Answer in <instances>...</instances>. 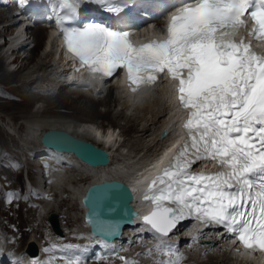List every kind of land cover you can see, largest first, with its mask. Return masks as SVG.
Wrapping results in <instances>:
<instances>
[{
  "label": "snow or ice",
  "instance_id": "1",
  "mask_svg": "<svg viewBox=\"0 0 264 264\" xmlns=\"http://www.w3.org/2000/svg\"><path fill=\"white\" fill-rule=\"evenodd\" d=\"M61 2L72 6L71 0ZM95 2L120 10L111 0ZM237 33L264 42V0H185L162 39L138 45L129 33L99 24L64 37L68 52L93 79L124 68L132 92L153 85L165 71L174 82L179 107L187 113L184 136L147 185L143 199L153 210L143 222L166 237L194 217L224 227L245 252H264V55ZM198 162L215 163L216 170L194 172ZM102 230L111 234L114 228ZM68 264H79V258Z\"/></svg>",
  "mask_w": 264,
  "mask_h": 264
},
{
  "label": "rangeland",
  "instance_id": "2",
  "mask_svg": "<svg viewBox=\"0 0 264 264\" xmlns=\"http://www.w3.org/2000/svg\"><path fill=\"white\" fill-rule=\"evenodd\" d=\"M2 7L8 8L6 5H1ZM33 27L28 28L29 33L32 30ZM2 29L0 24V30ZM32 32L30 33V36L28 37V43L24 46H21L20 49H18L16 52H14V58L11 60L10 58L5 59V56L7 53L2 52L1 46H0V73L4 74H11L13 71L12 78L9 81L0 79V84L6 86L7 92H9V96H4L0 94V146H8L9 150H12V157L17 160L21 161V157H24V147H36V145H39L38 143V134L41 132L34 131V128L42 127V128H48L52 126L53 124L55 126H73L74 124H80L78 117H83V115H80V111L77 110L76 107H68L66 105H63L61 102H59V97H56V94L59 91H67L68 93H71L73 96H81L82 94H76L74 91L67 90V86H59L54 90L53 92L44 91L43 93H46L48 95V98H36V100L33 101V103L29 104L25 100L26 94L29 93H36L38 89V85L41 81L49 82V86L55 89V82L58 85L59 81L56 80L57 72L54 69V61L49 60V53L47 49H42V42L39 43L35 38H32ZM14 38V34H11L10 36H7V41L4 43L7 45L12 39ZM44 38V36H43ZM43 38L41 40H43ZM24 53V54H23ZM30 59H26L27 56H31ZM18 55V56H17ZM20 58V59H19ZM15 60V61H14ZM14 61V62H12ZM23 61V62H22ZM20 62V63H19ZM21 68L19 69L20 64H23ZM2 68V69H1ZM18 69V71H16ZM31 80V82H29ZM52 84V85H51ZM25 90H24V89ZM11 92H10V91ZM79 92V91H77ZM107 91L103 90L101 93L98 94V98H102ZM39 94V93H37ZM111 94L108 92L107 96L101 100L109 99ZM115 94V96H114ZM15 95V97L13 96ZM158 97V94H153ZM114 96V97H113ZM95 97V98H96ZM112 97L110 99L111 105H112V111L110 115L114 116V125L110 126L109 130H113V136L117 137V140L119 139L121 143L119 144V150L118 147L114 149V156L118 157L121 156L120 152H123L124 155L127 154L128 157H131L132 155L137 154L135 157L131 158L133 160L137 159L140 155L141 157L149 156L150 152H156L159 148V146L162 143L163 139L157 138V132L158 128L160 126L159 122L158 124H151V120L155 118V115L159 116V119L163 120V117L165 118V108L163 101L157 102L156 98L152 97L151 99L148 98L145 100V98L141 101L145 102L142 104H138L137 107H133L132 109H127L124 107L126 104L124 97L119 93L117 90L112 91ZM151 97V96H150ZM113 99V100H112ZM150 99V100H149ZM158 99V98H157ZM82 101H88L89 102H95L97 103V108L100 112H103L107 109V106H104L102 102H99V99H94L88 95H82L81 96ZM113 101V102H112ZM125 103V105H124ZM154 103V104H153ZM136 106V105H135ZM141 106V107H140ZM48 109V112H42L45 109ZM123 110L120 112V109ZM159 108L158 112L155 113L156 109ZM161 110V111H160ZM150 111V112H149ZM80 115V116H79ZM31 116V117H30ZM151 116V118H150ZM160 120V122H162ZM27 121H33L35 124L33 127L31 126L29 128V135L26 136L23 133V124ZM98 121H104L106 122L107 119L102 117H99L96 119L95 122H93L92 125L95 127L97 126ZM83 124V123H82ZM81 124V126H82ZM101 125H108V124H101ZM144 126H149V130L145 132L144 134H140L139 131ZM86 127V125H85ZM122 149V150H121ZM1 153V148H0ZM139 154V155H138ZM146 154V155H145ZM143 156V157H144ZM128 159H126L127 161ZM22 161L25 163L19 165L17 168L12 169L10 167L11 174L16 172L12 175V179L15 178L16 180H21V187H23V179L26 178L29 179L32 182V172H31V163H28L26 158H24ZM47 160L42 161L39 164H36L37 166V182L38 187L43 190L42 184L39 185L42 179V167L44 170H49L46 166ZM130 162V161H129ZM74 164V163H73ZM49 165V164H47ZM75 165V164H74ZM76 164L75 166L81 170L76 171L74 167H65L62 170V176L63 174H66L65 177L69 178L67 181L70 182L71 187L74 186L75 181L79 180V177L81 176H89L90 173L85 171L84 167L82 165ZM53 166V164L51 165ZM50 168V167H49ZM24 169H27L25 172ZM36 173V170H35ZM49 175L51 174L50 171H46ZM70 175V177H69ZM36 178V176H35ZM51 179V178H49ZM74 179V180H73ZM66 180H62L59 182V185L54 184L51 185V189L54 190V197L51 202L47 203V210L48 212H55L58 216L59 214H63L67 218V225H73V226H81V220H80V209L77 205V197L76 194L72 193V188H69L68 184L66 185ZM66 181V182H65ZM80 181V180H79ZM62 185H61V184ZM46 184V183H45ZM80 185V189L82 191V183H78ZM45 187V185H43ZM67 188V189H66ZM71 191V192H70ZM29 194V198L31 197L30 192H27ZM13 194H17V190L13 189ZM68 194V195H67ZM70 196V197H69ZM3 197V191H2V185L0 184V199ZM27 200L29 202V205L31 206V210L23 208L20 206L18 208L17 216L11 217L10 215H7V212H1L0 215V227L5 231L6 233V243L8 245L15 246L17 249L20 248L24 241L28 237H41V231L43 230L46 220H45V212L39 211L42 210L41 204L44 206L45 203L39 204V210H34L32 205L30 204V201L27 197ZM8 207V204L6 203L5 208ZM45 208V206L43 207ZM47 212V213H48ZM46 213V214H47ZM67 213V214H66ZM3 217V218H2ZM69 217V221H68ZM2 218V219H1ZM59 218V216H58ZM20 219V221L25 224H30V227L26 232L21 233H15L16 237L12 234L10 231V225H14V227H18L16 220ZM60 220V219H59ZM65 220V219H64ZM72 220V221H71ZM76 220V221H75ZM14 221V222H13ZM80 224V225H79ZM5 226V227H4ZM31 226H34L31 228ZM14 244V245H13ZM133 246V249L136 247H139L142 249L141 244L136 242ZM193 256L196 255V252L192 254ZM138 256H143V254L139 253ZM149 260V258H148ZM199 264H249L244 259L240 258H234V256H231L230 254L219 251L218 253H215L213 251L210 254H206L204 256H201L198 260ZM87 264H92L88 262Z\"/></svg>",
  "mask_w": 264,
  "mask_h": 264
},
{
  "label": "bare ground",
  "instance_id": "3",
  "mask_svg": "<svg viewBox=\"0 0 264 264\" xmlns=\"http://www.w3.org/2000/svg\"><path fill=\"white\" fill-rule=\"evenodd\" d=\"M24 1L29 6H30V4L35 6L41 0H24ZM50 8L51 9H49L48 14L50 16H52L53 18L57 17L58 16V13H57L58 10H56V8L52 5V2L50 4ZM6 12H9V13H6ZM14 16H15V13L10 12V10L8 8H6V7H1L0 8V22L5 21L1 25L2 29L0 30V37L4 36V34H8L9 35V34H11L13 32L14 27L16 26V22H15V17ZM32 30H33L32 34H31L32 38H35L39 43H41L43 41L41 39L43 38V36L45 35V32H46V29H45L44 25H40V24L34 25ZM28 31H29V29H28ZM31 31H30V33H31ZM48 34H49V37L52 36L54 34V29L53 28H49L48 29ZM19 35H22V31L20 32ZM27 43L28 42H26L24 45H26ZM54 47L55 46L51 45L49 47V49L47 50L48 53H49V58L48 59L54 61L53 62L54 63V69L58 72V75L67 74L68 76L74 77V78H71V79H73V80H71L72 82H77V83H80V84H84V87H87L88 89H90L88 85L89 84L90 85L94 84L92 82V79L84 76L82 74L81 70H78V71L69 70L68 71V69L71 67L70 63L67 61V59L65 57L61 56L60 53L56 56L55 55V51L53 49ZM31 57H32V54H31V56H27L26 59H30ZM14 61H12V62H14ZM22 65H24V63L20 64L19 69L21 68ZM16 71H18V69ZM13 73H15V72L13 71L11 74H8V75L4 74V73H0V79L9 81L12 78ZM114 81L110 82V85H109V87L107 89V92L105 93V95L102 98H98V97L95 98L94 95H89L88 93H83V92H80V91L76 92V94H79V95L80 94H82L84 96L88 95V96H90V97H92L94 99H99L100 100L99 102H102L104 106H107V109L105 111H103V112L99 111V109L97 108V103H95L93 101L89 102L90 100L82 101L81 100V96L82 95L81 96H76V95L73 96V95H71V93H68L67 91H64V90L59 91L58 90V92L56 94V97L57 96L59 97V102H61L63 105H66L68 107H76L77 110L80 111V115H83V117H81L79 115L80 117H78V119L80 121L79 122L80 124H77V125L74 124L73 126H69V125L68 126H55L53 124L50 127L65 129V130H67L68 132H70L71 134H73L75 136L90 140L93 143H95L96 145H98V146H100V147H102L104 149H109V151L112 152L111 148H109V145H114L115 142H117L116 138L113 136V130L112 129L111 130L108 129V131L103 134V133H100L99 130L96 127H93L90 124H92L93 122L96 121V119H98L99 117H102V116L104 118H106L107 121L106 122L98 121L97 122L98 124H100V125L101 124H108V125H106L107 127H109L111 125L113 126L115 124L114 123V119H113L114 116L110 115V113L112 111V105H111L110 99L115 96V94H114V96L112 97V91L113 90L111 88L115 87V89H117V90L119 88L122 89V85L119 84V85L116 86ZM29 82H31V80H29ZM43 84L44 85H48L49 82H45ZM54 84H56V82ZM60 85L63 86V85H66V84L63 83V80H60L58 85H57V87H59ZM42 90H46V88H41L40 91H37L36 93L26 94L25 100L28 103V105L33 103V101L36 100L37 97H39L38 99H40L41 97L45 98V99L48 98V95L46 93H43L44 91H42ZM100 92L101 91H99L98 93H100ZM108 92L111 93V94H109L110 95V97H108L109 99L101 100V99H103V98H105L107 96ZM37 93H39V94H37ZM153 94H158V97H156V95H153ZM140 95L142 96V98L135 99L136 97H138ZM122 96L124 97L125 102H128L131 105H133L134 102H139L138 104H141V106L145 102V100L148 99V98L151 99L153 97L154 98L153 100H155V98H156L158 103L160 101L161 102L163 101V103H164L166 101V98L168 99V93H167V89H166L165 84H160L156 88H152V89L146 90V91L141 92V93H136V94L126 93V90L124 89V93L122 92ZM144 98H145V100L143 102H141ZM113 99L115 100V98H113ZM138 104H135L136 106L134 105V107H137ZM124 105H125V103H124ZM124 107L127 108V105H125ZM119 109H120V112L123 111V110H121V108H119ZM127 109H129V108H127ZM158 110H159V108H157L155 110L156 111L155 113H157ZM48 111L49 110L46 108L42 112H48ZM167 111H168L167 112L168 114H167L166 117H167V120H168V124L171 125L172 122L169 121V119L174 117V112H173V110L171 108H169V106L167 107ZM157 115H155V118L151 120L152 121L151 124H155V123L158 124V122H159V124L161 123L160 126H159V128H160L161 126H163L165 124L166 119L164 117H163V120L159 119V116H157ZM150 118H151V116H150ZM160 120H162V122H160ZM34 124H35V122H33V121L30 122V125H28V127L25 129L26 132H24V135H26V136L29 135V128L31 126L33 127ZM81 124H82V126H81ZM85 125H86V127H85ZM159 128H158V130H160ZM43 129H45V128L38 127V128H34V131H39V130L42 131ZM147 130H149V126H144L141 129V131H139V133L140 134H144L145 132H147ZM158 132H157V134H158ZM164 138L167 141L163 142L162 145H161V149L158 152L154 153V154H151L149 156H144L143 155L144 157L143 156L141 157V155H140L137 159L133 160V159H131V157H128L127 154L124 155L123 152H120L121 156H119V157L113 156L112 160L108 161L106 164L97 165V166H94V167H90V166L78 161L70 153H64L68 157L67 159H60L56 155V153H60V152L53 151V152H55V154H52V156H50V157H48L46 159L47 160L46 161L47 162L46 166L49 169V170H46V171H50V173H51L49 175V178H51L50 179L51 180V185H54V184H56V185L58 184L59 185V182H61L62 180H66V179L68 180L69 179V178L65 177L66 174H63V176L61 175L62 174V170L65 167L68 168V167L71 166V167H74L76 169V171H77L78 168L75 165L76 164L82 165L85 168L84 170L91 174L90 177L89 176H81V177H79L80 181L79 180L75 181V184H74L73 187H71L72 184L70 185L69 181H67V180H66L67 182L65 181L66 185L68 184L69 188H72V193H74V195L76 194V197L78 199H79L83 189L86 187V185H88L89 183H91L93 181H97L100 178H103V176L107 177L109 175H112L114 178H119V179L127 182L130 186L135 188V193H142L146 189H140V188H143L144 184L146 183V179H147L148 175H150V173H152L155 169L160 167V165L165 161V158L167 156L165 154L169 153V149H172L173 145L179 139V137L175 138V136L173 135L172 132H168L167 135ZM38 148L40 149L41 153H47L48 154L49 151H52L49 148L41 147L40 143L38 145ZM115 148H117V147H115ZM119 148H121V147H118V150H119ZM135 155H137V154H135ZM70 159H72L73 162L70 161ZM126 159H128V161H130V162H125ZM47 164H49V165H47ZM52 164H53V166H51ZM35 170H36V180H37V166H36ZM69 177H70V175H69ZM78 183H82V186H83L82 187V191H81L80 185H78ZM39 185H41L43 187L42 188L43 191H45V187L43 186V185H46L45 181L43 183H39ZM37 187H38V182H37ZM49 202H51L50 199L39 200V204L40 203H45L46 204V205H44L45 208H43L44 206L41 204L42 213L44 211L45 214H46V212L48 211L47 210L48 209L47 208V206H48L47 203H49ZM132 203H133V206L137 207V208L138 207H145V206L148 207L149 206V202H146V201L137 202L136 200H134ZM39 204H38V208H39ZM80 210H82V209H80ZM62 218L65 219V220L67 219L66 216H64ZM14 220H15V218H14ZM68 220H69V217H68ZM193 225H195V227H197L198 223H193ZM135 228H137L136 232L134 231ZM176 228L178 229L180 227L179 226L175 227L173 229L174 233H169L166 237H162V236H159V234H157L154 231H152L149 227H146L145 225H140L139 224L138 226H136V224H134L132 226H125L123 228V230H122L123 233L121 234L120 238H118V239L123 238V235L125 234V232H128V231L133 233L132 237H134V240L131 243H129V242L124 243V244H126V247L121 250V251H123L125 262L126 261H132V262H134V264H137V259H142L145 264H152L153 260L155 258H157V257H161L162 253H164L165 250H167V255L170 256L172 250L168 249V245H173L174 244L173 238L177 235V232L175 230ZM145 232H146V234L143 235ZM97 239H99V238H96L95 240H97ZM136 242L141 244L142 249L139 248V247H136V248L133 249L132 245H134ZM59 245H63V244H59ZM158 245H162L164 247H162L160 250H158L157 249ZM176 251L177 250H173L174 253ZM115 252H117V251H115ZM115 252H113V253H115ZM139 253L143 254V256H138ZM244 253H246V252H244ZM107 256H111V254H107ZM148 258H149V260H148ZM240 259H244L246 262L251 263V259L246 257V256H244V255H242L240 257ZM252 261H253L254 264L255 263L260 264V260L257 257L252 259ZM122 262H123V260L120 258V264H122Z\"/></svg>",
  "mask_w": 264,
  "mask_h": 264
},
{
  "label": "water",
  "instance_id": "4",
  "mask_svg": "<svg viewBox=\"0 0 264 264\" xmlns=\"http://www.w3.org/2000/svg\"><path fill=\"white\" fill-rule=\"evenodd\" d=\"M164 132L162 130L160 135ZM38 140L44 146L70 152L78 160L90 166L104 165L109 158L104 148L65 129L48 127L41 131ZM80 199L85 207L83 217L89 223L90 229L105 237L117 236L122 225L130 224L132 215L136 213L132 205L131 189L119 178L89 183ZM54 216V213H50L49 218L54 219ZM107 225L114 228L111 234L102 230Z\"/></svg>",
  "mask_w": 264,
  "mask_h": 264
}]
</instances>
